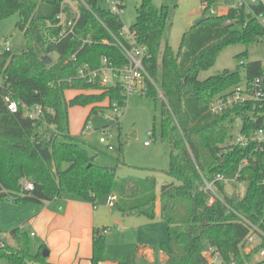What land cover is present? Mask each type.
Wrapping results in <instances>:
<instances>
[{"label": "trees", "instance_id": "16d2710c", "mask_svg": "<svg viewBox=\"0 0 264 264\" xmlns=\"http://www.w3.org/2000/svg\"><path fill=\"white\" fill-rule=\"evenodd\" d=\"M63 1L0 0V21L17 15L16 27L26 44L20 54H0V200L42 203L71 198L97 206L114 196L110 207L122 218L154 220L158 216L167 224L168 238L160 244L164 255L161 264H208L204 255L208 251L219 253L226 262L246 264L254 252L246 254L241 248L248 228L234 212L264 232V143L247 147L225 143L235 118L241 120L242 134L264 129V104L256 105L252 113L251 104L220 114H213L209 106L243 78L252 80L263 75L264 63H245L242 56L246 53H242L237 56L242 70H225L204 81L198 80V74L209 69L228 46H247L263 39L260 25L244 9L204 17L184 33L175 55L167 42L162 48L170 9L157 8L153 0H141L136 22L129 29L136 33L137 43L145 47L148 58L144 66L160 86V138L170 147L166 174L174 181L163 185L157 195L155 177L118 178L115 168L96 164L78 138L69 133L70 108L90 107L88 120L92 114L114 109L115 105L122 109L126 97L118 86L89 85L74 78L79 67H97L102 56L117 64L122 63V57L116 49L100 43L108 37L107 31L81 6L75 35L53 44L51 38L59 31L56 18ZM100 1L86 0L106 28L120 37V16L102 10ZM205 1L210 8L221 0ZM87 38L92 45L82 48L81 41ZM42 56H49L52 64L44 66ZM67 91L79 93L67 101ZM5 96L19 104L16 113L7 109ZM146 96L156 100V89L149 86ZM22 105L40 106L43 114L30 119L24 116ZM244 159L249 163L240 168ZM238 172V182L246 183L244 194L240 198L227 196L224 184L217 182L223 197L209 205L205 183L217 175L232 178ZM24 181L33 186L30 195L23 194ZM106 232L93 231L91 264L105 260ZM30 245L26 232L15 228L0 239V258L7 264H49L41 252L32 254ZM135 257L126 264H151L138 262Z\"/></svg>", "mask_w": 264, "mask_h": 264}, {"label": "rangeland", "instance_id": "374dc122", "mask_svg": "<svg viewBox=\"0 0 264 264\" xmlns=\"http://www.w3.org/2000/svg\"><path fill=\"white\" fill-rule=\"evenodd\" d=\"M205 0H153L157 8L167 6L170 9L169 27L164 35L162 48L167 42L175 55L180 51V44L184 33L195 26L196 21L203 18H211L219 15L218 4L207 10L202 9ZM141 0H123L122 9L119 11L123 23V34L127 35L129 28L133 26L137 18V9ZM101 6L108 9L109 2H102ZM213 10L215 13H212ZM17 15H12L0 21V54L5 52L7 45L10 46L11 54H20L26 49L23 33L16 27ZM242 56L245 63L262 61L264 63V39L251 42L247 46L233 44L222 50L214 64L207 70L198 74V80L204 81L207 78L220 74L225 70L234 71L240 66L238 55ZM2 79H0V87ZM157 99L152 96H127L122 109H104L103 112L92 114L87 120L90 107H72L69 109V133L77 137L79 145L86 149L94 157V162L100 166L115 168L118 178L134 177L144 179L155 177L157 182V195L163 185L174 182L166 172L170 168V147L160 138V112L162 94L160 86L156 84ZM77 91H67L66 100L69 101ZM106 104V103H105ZM84 127L89 128L86 131ZM241 120L235 118L230 130L226 145L233 144L239 136ZM151 132V135L148 133ZM101 139L103 142H101ZM146 141L150 145L145 146ZM121 147V150L118 149ZM246 183L237 182L235 185H225V195H243ZM223 197V195H220ZM8 200V199H6ZM0 200V211L3 207ZM98 207L107 216L105 228L112 236L107 242L111 243L113 235L123 233L122 238L130 248L131 256H136V249L140 246L153 252L152 264H160V244L167 240V224L160 218L150 220L142 216L122 218L117 212L110 211V205L103 200ZM156 209H159L157 202ZM117 215L118 224H114V216ZM104 229V228H101ZM5 234L0 228V239H5ZM122 240V239H121ZM132 242L135 244L132 245ZM134 247V248H131ZM44 250L41 251V254ZM32 254H35L33 250ZM39 253V252H38ZM258 257L257 253L254 257ZM137 260V259H136ZM138 262H141L139 259ZM0 264H7L0 258Z\"/></svg>", "mask_w": 264, "mask_h": 264}, {"label": "built area", "instance_id": "2783aa9c", "mask_svg": "<svg viewBox=\"0 0 264 264\" xmlns=\"http://www.w3.org/2000/svg\"><path fill=\"white\" fill-rule=\"evenodd\" d=\"M102 2H109L108 9H104L101 6ZM208 2L204 1L202 9H208ZM79 6L90 12L95 19L105 28L108 33V37L100 41L101 44L116 49L121 57L122 63L117 64L116 60L110 57L102 56L99 60L97 67H90L87 64L82 65L76 71L75 79L89 85H98L101 87H114L118 86L121 93L127 98V96L134 95H147L149 86L156 89L157 82L149 75L144 66L145 59L148 58L145 47L140 46L136 41V33L129 29L128 34H123V28L120 31V37L113 34L106 28L103 22L93 12L86 0H64L62 2L61 11L57 16L56 27L59 29L57 34L51 38L53 44H58L65 40L69 36L75 35V28L80 19ZM99 6L105 12L119 15V11L124 7L123 0H101ZM68 9H67V8ZM219 15H225L230 9L247 10L250 15L256 20L264 32V0H221L218 4ZM212 13H215L211 10ZM70 12V16L67 14ZM68 16V17H67ZM264 39V37H263ZM91 39H83L81 41V47L91 46ZM6 52H10V46L5 48ZM77 52L72 55L75 59ZM71 80H69L70 82ZM4 103L7 109L16 113L19 108V104L15 102L10 96L4 97ZM251 104L252 111L256 109V105L264 104V74L257 76L252 80L242 79V81L231 90L225 92L221 96L215 98L210 103V111L213 114H220L222 112L231 111L236 107L246 106ZM24 116L30 119H38L42 116V109L40 106H25L22 105ZM118 108L116 105L113 110ZM89 131V128H84ZM151 135V132L148 133ZM101 142L103 140L101 139ZM264 143V129H258L251 131L248 134L239 133L233 145L247 147L250 144H256L260 146ZM145 146L150 145L149 141L144 143ZM248 159H244L240 168L248 165ZM239 172L232 178H226L223 175H217L212 182L205 183V189L209 191V205H212L216 199H221V194L218 192L215 183L235 185L238 182ZM261 185L264 187V175L261 180ZM23 194L30 195L33 192V186L29 182H22L21 184ZM235 197L240 198L242 195L235 194ZM115 200L114 196L107 198V204L111 205ZM248 228V233L240 243L241 248L246 254L254 252L252 259L246 264H264V232L252 224L250 221L234 212ZM258 255L254 259L255 255ZM208 264H236L234 261L226 262L222 256L217 252L208 251L204 254Z\"/></svg>", "mask_w": 264, "mask_h": 264}, {"label": "crops", "instance_id": "0c3cea01", "mask_svg": "<svg viewBox=\"0 0 264 264\" xmlns=\"http://www.w3.org/2000/svg\"><path fill=\"white\" fill-rule=\"evenodd\" d=\"M0 211V228L7 237L15 228H22L30 239L31 251L35 254L47 249L49 264H91L92 238L95 229L105 228L107 216L90 203L71 198L54 199L42 203H16L2 200ZM111 212H116L110 208ZM159 209H156L158 214ZM117 213V212H116ZM157 216L155 219H158ZM117 215L114 224H118ZM112 234L106 232L105 260L101 264H126L133 259L128 244L122 238L123 233L117 230ZM122 239V240H121ZM132 245L135 244L132 242ZM139 246V247H138ZM136 249L135 260L152 264L153 252L144 246ZM134 248V247H131ZM140 249V250H139ZM139 250V251H138ZM137 251L139 252L137 254ZM160 264L164 255L160 251Z\"/></svg>", "mask_w": 264, "mask_h": 264}, {"label": "water", "instance_id": "95a60500", "mask_svg": "<svg viewBox=\"0 0 264 264\" xmlns=\"http://www.w3.org/2000/svg\"><path fill=\"white\" fill-rule=\"evenodd\" d=\"M202 21H203V18L199 19L198 21H196L195 25H199ZM40 59H41L42 64H43L44 66H49V65L52 64V59H51L49 56H42ZM42 256H43L44 258H47V256H48V252H47V250H44V251L42 252Z\"/></svg>", "mask_w": 264, "mask_h": 264}]
</instances>
